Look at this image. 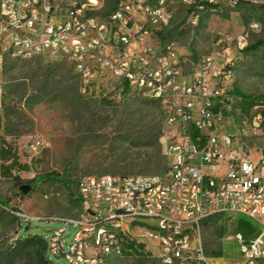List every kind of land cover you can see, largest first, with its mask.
I'll use <instances>...</instances> for the list:
<instances>
[{
  "label": "built area",
  "instance_id": "built-area-1",
  "mask_svg": "<svg viewBox=\"0 0 264 264\" xmlns=\"http://www.w3.org/2000/svg\"><path fill=\"white\" fill-rule=\"evenodd\" d=\"M237 1L117 0L101 15L105 0H0V34L13 55L48 52L67 59L85 94L96 74L110 75L121 91L129 88L158 100L169 128L159 138L167 161L162 173L80 178L81 209L67 219L75 228L73 239L66 246L63 228L45 238L50 264L51 256L70 264H109L111 258L124 257L127 238L154 240L158 264H210L201 224L209 217L238 215L250 219L255 232L233 234L228 227L225 239L239 243L243 264L264 260V148L253 152L237 133L224 129L235 104L230 47L217 40L221 50L205 54L187 76V58L178 47L160 48L153 39L170 26L177 4L190 10L184 27H194L205 10ZM259 27L258 22L251 25ZM2 87L0 76V92ZM263 107L256 104L248 114L238 108L241 125L248 124L253 134L263 130ZM42 145L40 136L30 142L29 161ZM138 218L155 221L159 231L134 233L129 224Z\"/></svg>",
  "mask_w": 264,
  "mask_h": 264
},
{
  "label": "rangeland",
  "instance_id": "rangeland-1",
  "mask_svg": "<svg viewBox=\"0 0 264 264\" xmlns=\"http://www.w3.org/2000/svg\"><path fill=\"white\" fill-rule=\"evenodd\" d=\"M116 2L105 0L99 13L108 14ZM189 14L186 6L175 5L170 26L154 33L155 45L162 48L174 43L187 58V76L205 54L221 50L215 45L217 40L230 47L234 70L230 93L235 104L234 115L226 119L224 129L237 133L247 149L260 151L264 127L253 134L248 124L242 126L238 108L242 93L264 94V0H238L235 6L225 2L202 12L196 26L184 27ZM255 22L260 24L258 29L251 28ZM221 59L217 55V63H222ZM0 76V145L5 139L16 149L20 162L29 166L14 171L19 180L0 173V264H38L31 250H20L24 240L16 238L41 235L49 239L63 228L68 246L75 228L67 219L76 217L81 209L80 178L162 173L167 161L158 132L169 128L158 100L136 90L129 92V88L121 91L114 78L101 74L94 76L89 92L82 93L78 74L67 59L48 52L31 58L15 56L4 34H0ZM36 136L42 139V151L29 161V145ZM64 177L68 185L60 180ZM24 184L32 186L27 193L20 190ZM239 219L253 224L242 215L201 224L210 264H243L239 243L225 239L228 227L231 233L237 232ZM129 226L159 231L149 218H138ZM145 241L148 253L114 257L109 264H158L156 242ZM50 259L53 264H70L62 256Z\"/></svg>",
  "mask_w": 264,
  "mask_h": 264
},
{
  "label": "trees",
  "instance_id": "trees-1",
  "mask_svg": "<svg viewBox=\"0 0 264 264\" xmlns=\"http://www.w3.org/2000/svg\"><path fill=\"white\" fill-rule=\"evenodd\" d=\"M104 100L105 99H103V102ZM256 104H262L264 106V94H260V95H246L243 93L241 94V98L239 100V108L243 114H248L251 111L252 107ZM262 110L264 113V107ZM160 133L162 134L161 130L158 132V137L159 135H161ZM0 158L2 160L0 164V173L5 178H13L15 180H19V176L15 174L14 171L15 170L24 171L29 169L28 164L20 162L16 149L11 144H9L5 139H1ZM47 176L51 177L52 174H48ZM60 180H62L67 185L69 184L68 181L66 180V177L60 178ZM0 211H2L1 208ZM218 219H220L219 216L209 217L203 221V224ZM18 221H20L19 218ZM239 231L249 236L255 232V229L249 223L248 220L239 219V223L237 225V232ZM18 239L24 240L20 246V250L22 252L31 250L34 256L36 257L38 264H50L46 256V240L43 236L28 235L27 238L17 237L16 240ZM124 243H125L124 253L127 256L128 255L131 256L135 254L143 255L148 253L145 250V244L143 242L136 241L132 238H127V240H125Z\"/></svg>",
  "mask_w": 264,
  "mask_h": 264
},
{
  "label": "water",
  "instance_id": "water-1",
  "mask_svg": "<svg viewBox=\"0 0 264 264\" xmlns=\"http://www.w3.org/2000/svg\"><path fill=\"white\" fill-rule=\"evenodd\" d=\"M32 189V186L31 184H24V185H21L20 186V190L23 192V193H27L29 192V190Z\"/></svg>",
  "mask_w": 264,
  "mask_h": 264
},
{
  "label": "crops",
  "instance_id": "crops-1",
  "mask_svg": "<svg viewBox=\"0 0 264 264\" xmlns=\"http://www.w3.org/2000/svg\"><path fill=\"white\" fill-rule=\"evenodd\" d=\"M132 230L134 231V233H138L139 232V230H137V229H135V228H132ZM132 239H134V238H132ZM127 240V239H126ZM134 240H136V241H139V242H143L144 244H145V249L147 248V243H146V241H145V238H139V239H134ZM124 246H125V243H124ZM148 249V248H147Z\"/></svg>",
  "mask_w": 264,
  "mask_h": 264
}]
</instances>
